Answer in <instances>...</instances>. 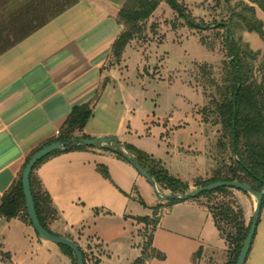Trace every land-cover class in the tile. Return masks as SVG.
Listing matches in <instances>:
<instances>
[{
    "label": "crops",
    "instance_id": "0c3cea01",
    "mask_svg": "<svg viewBox=\"0 0 264 264\" xmlns=\"http://www.w3.org/2000/svg\"><path fill=\"white\" fill-rule=\"evenodd\" d=\"M123 2L0 0V171L8 168L15 178L30 154L58 135L72 106L95 98L104 77L109 82L98 94L92 116L81 133L88 138L115 136L127 152L125 145L133 143L119 132L147 128L146 122L134 114L132 125L122 121L110 127L89 124L94 119L93 109L111 102L108 95L114 85V68L104 72L103 66L122 29L115 16ZM135 40L131 43L136 44ZM128 115L130 112H125L123 117ZM202 133L204 147V129ZM102 147L95 144L94 148L52 153L34 169L57 211L54 223L59 222L58 231L48 227L75 242L84 253L93 240L98 245L113 246L119 264H132L140 251V246L132 245L138 230L134 217L139 216L134 197L138 187L147 184L127 161ZM97 165L106 167L109 179L98 172ZM213 167L205 163V178ZM193 182L192 177L188 190L195 187ZM158 203L156 200L151 207ZM4 223L27 232L24 242L34 246L35 254L45 251L47 258L57 260L54 264H72L59 246L28 234L31 225L18 218L0 217V224ZM210 225L214 226L211 215L198 199L163 207L152 232V246L163 252L164 258L149 259L145 264H194L193 255L198 248L203 250L202 236ZM2 234L1 248L14 262L15 252L7 249L8 238ZM93 262L94 258L87 259L85 254L84 264H98Z\"/></svg>",
    "mask_w": 264,
    "mask_h": 264
},
{
    "label": "rangeland",
    "instance_id": "374dc122",
    "mask_svg": "<svg viewBox=\"0 0 264 264\" xmlns=\"http://www.w3.org/2000/svg\"><path fill=\"white\" fill-rule=\"evenodd\" d=\"M224 1L178 0V4L195 22L211 26L212 22L227 17ZM227 1L232 5L237 0ZM255 13L264 22V13L256 6ZM150 16L152 17L146 21L143 36L135 38L136 44L129 41L118 60L110 53L104 62V72L114 68L115 76L111 79V84L114 85L108 95L110 96L108 101L111 102L105 106L97 105L93 109L94 119H91L89 124L110 127L122 121L124 124L132 125L135 124V119L131 117L134 114L140 121L146 122L147 128L136 127L137 131L131 130L127 133L122 131L119 132L120 136L130 144L133 143L132 146L134 145L136 149L143 150L153 161L159 162L169 176L188 185L192 177L194 180L205 179L206 162L215 167L222 159L228 161V152H221L216 145L219 133L218 125L213 124L214 117L211 114L212 107L209 102L211 89L203 86L202 77L203 67L218 76L220 62L225 58L222 30L213 27L208 29L188 27L177 11L165 1L160 2ZM237 34L251 49L264 51V37L245 30L238 31ZM200 38L205 39L212 47L202 45ZM104 78L100 82L97 94L103 85L109 82L108 78ZM125 112H130V116L123 117ZM202 128L205 132L204 147ZM143 180L147 185L138 187V193L135 192L134 197L139 206L137 214L151 216V206L157 198L147 181ZM160 192L164 193L161 190ZM232 193L243 209L245 222H248L255 198L237 190H233ZM220 198H222L220 193L208 197L211 203ZM199 200L203 203L207 198L202 196ZM166 202L159 201L162 204ZM58 224V221L55 223L53 221L49 223V227L58 231ZM137 224L138 230L132 238L134 246L141 245L142 230L145 228L142 223ZM31 228L32 226L28 229V234L35 236L36 233ZM0 232L8 238L7 249L15 252L14 262L11 257L8 259L0 255V264L57 262L54 257L47 258L45 251L35 254L34 246L26 245L24 242L28 236L21 228L7 226L4 223L0 224ZM202 239L203 250L194 257V264H229V246L219 237L213 225L206 229ZM112 247L105 243L98 245L90 240L85 254L87 259L94 258L93 263L119 264ZM1 250L4 251L3 247ZM244 264H264V205L260 210L256 233Z\"/></svg>",
    "mask_w": 264,
    "mask_h": 264
},
{
    "label": "trees",
    "instance_id": "16d2710c",
    "mask_svg": "<svg viewBox=\"0 0 264 264\" xmlns=\"http://www.w3.org/2000/svg\"><path fill=\"white\" fill-rule=\"evenodd\" d=\"M162 1L167 2L175 9L190 28L208 29L213 27L222 30L221 38L225 47V58L220 62L218 76L213 75L210 69L203 67L202 77L204 78L203 86L211 89L209 93L211 114L214 117L213 124L218 125L219 133L216 145L221 149V152H228V161L222 159L223 161L221 160L211 169L207 178L195 179L193 185L200 187L213 181L234 180L249 185L253 190L260 191L264 184V51L251 49L246 42L242 41L237 32L245 30L264 37V22L255 13V6L264 13V0H237L232 5H229L225 0L224 9L227 12V17L218 22H212L211 26L195 22L193 18L184 13L178 0H124L115 16L116 22L122 26V29L113 40L110 49L115 60L119 59L122 50L129 41L143 36L147 19ZM199 41L206 47H212L203 38H200ZM97 98L98 94L92 101L72 106L58 135L46 140L38 148L59 139L87 138L81 131L92 115V108ZM94 147L95 145L80 144L69 150ZM102 148L107 150L105 147ZM125 149L155 180L158 189H167L171 193L188 191L187 184L169 176L166 170L159 165V162L153 161L146 153L131 145H125ZM57 152L59 151L52 153ZM50 154L38 160L32 167L29 174V187L39 223L48 232L58 235L48 227L49 223L57 219V211L34 172L41 161ZM115 155L125 160L118 154ZM96 168L104 178L109 179L106 167L97 165ZM21 170L11 180L7 188L1 192L0 217L5 220L18 218L31 225L24 206L20 182ZM233 190L237 189L220 187L202 192L194 197L198 200L202 196L207 198V201L202 204L210 213L220 238L229 246V264H235L250 224V220L245 222L243 209L234 197ZM214 193L222 194V198L211 203L208 197ZM177 201L179 200H168L165 204H156L152 207L151 216L134 217L136 222L142 223L145 228L142 230L143 237L139 255L132 264H145L149 259L161 260L164 258V253L152 246V232L158 223L163 207ZM262 205H264V197H262L261 208ZM57 245L70 257L72 264H75L73 252L64 245ZM79 249L84 261L85 253L81 248ZM200 252L201 247L196 250L193 258ZM0 255L10 259L9 252L1 250V245Z\"/></svg>",
    "mask_w": 264,
    "mask_h": 264
},
{
    "label": "water",
    "instance_id": "95a60500",
    "mask_svg": "<svg viewBox=\"0 0 264 264\" xmlns=\"http://www.w3.org/2000/svg\"><path fill=\"white\" fill-rule=\"evenodd\" d=\"M95 145L100 144L105 147L107 150L113 152L114 154H118L122 158H124L137 172L140 174L150 185L153 194L157 198L158 201H168V200H185L188 198H194L202 192H208L215 190L220 187H230L244 192L245 194L252 195L255 198V204L253 207V211L250 218V224L246 236L242 242L239 253L237 255L235 264H244L250 250L252 244V238L256 232V227L259 221V215L261 210L262 197H264V184H262V188L260 191H256L251 189V187L245 183L238 181H228V180H220L209 182L204 186L192 188L184 193H161L156 185L155 180L141 167V165L136 161V159L125 150H123L119 144L118 140L115 136H96L90 138H66L59 139L50 143H47L40 148L36 149L28 158L25 165L23 166L20 174V182L21 189L24 197V206L26 214L31 222V226L35 231L36 235L42 239L55 244H61L68 247L74 254L75 264H84L82 253L79 247L75 242L70 240L67 237L61 235H55L48 232L46 229L42 227L39 223L33 199L30 192L29 187V174L31 172L34 164L43 158L44 156L54 152V151H66L77 145ZM13 179V175L8 168H5L0 171V192H3L11 180Z\"/></svg>",
    "mask_w": 264,
    "mask_h": 264
}]
</instances>
